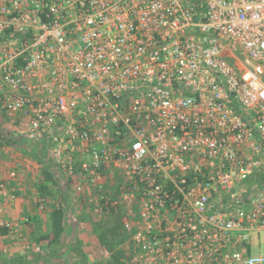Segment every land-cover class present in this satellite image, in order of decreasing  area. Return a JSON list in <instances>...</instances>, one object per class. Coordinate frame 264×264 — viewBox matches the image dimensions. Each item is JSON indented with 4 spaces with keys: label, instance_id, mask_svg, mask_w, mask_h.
<instances>
[{
    "label": "built area",
    "instance_id": "1",
    "mask_svg": "<svg viewBox=\"0 0 264 264\" xmlns=\"http://www.w3.org/2000/svg\"><path fill=\"white\" fill-rule=\"evenodd\" d=\"M0 110L125 264H264V0H0Z\"/></svg>",
    "mask_w": 264,
    "mask_h": 264
},
{
    "label": "crops",
    "instance_id": "2",
    "mask_svg": "<svg viewBox=\"0 0 264 264\" xmlns=\"http://www.w3.org/2000/svg\"><path fill=\"white\" fill-rule=\"evenodd\" d=\"M53 173L41 144L19 136L14 119L0 110V220L12 224L11 230L0 228V264H107L104 246L115 248L110 254L116 264L114 254L120 256L125 243L120 224L107 226L108 212L80 202L87 198L75 192L82 178L61 183Z\"/></svg>",
    "mask_w": 264,
    "mask_h": 264
},
{
    "label": "rangeland",
    "instance_id": "3",
    "mask_svg": "<svg viewBox=\"0 0 264 264\" xmlns=\"http://www.w3.org/2000/svg\"><path fill=\"white\" fill-rule=\"evenodd\" d=\"M235 57L236 58H240V56L238 54H235ZM24 143L28 142L26 140H23ZM78 198V197H77ZM80 200V202L82 201V196L81 198H78ZM91 204V203H90ZM91 207V206H90ZM93 209V208H92ZM94 210V209H93ZM95 212V211H94ZM96 213H99V211H97ZM107 215H105L104 219L105 221L103 220V222L105 224H107V226H115V225H119L120 224V217L118 214H110L109 212L106 213ZM117 221V222H116ZM120 226V225H119ZM121 229V227H120ZM122 232V230H121ZM117 233V238L119 240H122L123 239V236H121L122 234L119 232H115ZM123 233V232H122ZM125 238V237H124ZM121 247L119 246L118 248L120 249V252H122L119 256V252H118V256L117 254L115 253L114 256H116L115 260L118 259L119 261L116 263V264H125V262L129 259L128 257V254H127V248H126V245L125 243L124 244H120ZM251 256H256L258 255V252H259V249H260V253L261 254H264V233H260L259 235H256V234H251ZM98 249V251H100L99 248H96ZM104 249L105 251L107 252V255H108V260L107 261V264H112L113 261H112V255L110 254L114 249H109L107 247L104 246ZM93 254V253H92ZM94 255V254H93ZM107 260V259H106ZM96 264V263H94ZM99 264H103V263H99Z\"/></svg>",
    "mask_w": 264,
    "mask_h": 264
},
{
    "label": "trees",
    "instance_id": "4",
    "mask_svg": "<svg viewBox=\"0 0 264 264\" xmlns=\"http://www.w3.org/2000/svg\"><path fill=\"white\" fill-rule=\"evenodd\" d=\"M60 220H61V215L60 214L56 215L55 222H54V225H56V227L59 226L58 224H59Z\"/></svg>",
    "mask_w": 264,
    "mask_h": 264
}]
</instances>
